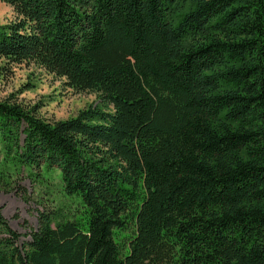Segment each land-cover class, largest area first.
I'll return each instance as SVG.
<instances>
[{
	"label": "trees",
	"instance_id": "16d2710c",
	"mask_svg": "<svg viewBox=\"0 0 264 264\" xmlns=\"http://www.w3.org/2000/svg\"><path fill=\"white\" fill-rule=\"evenodd\" d=\"M2 1L0 58L102 104L0 101V187L56 171L80 206L20 244L0 209V264H264V0Z\"/></svg>",
	"mask_w": 264,
	"mask_h": 264
},
{
	"label": "rangeland",
	"instance_id": "374dc122",
	"mask_svg": "<svg viewBox=\"0 0 264 264\" xmlns=\"http://www.w3.org/2000/svg\"><path fill=\"white\" fill-rule=\"evenodd\" d=\"M17 18L13 8L0 0V24ZM4 100L25 107L35 105L37 115L51 123L102 104L96 92L70 87L65 78L49 73L36 62H13L1 57L0 101ZM56 175V171L44 175L42 179L38 175V180L22 169L17 183L0 187L1 213L10 227L20 233L19 244L28 240V233L37 227L40 212H53L55 221L80 213L76 199L63 195L61 182Z\"/></svg>",
	"mask_w": 264,
	"mask_h": 264
}]
</instances>
